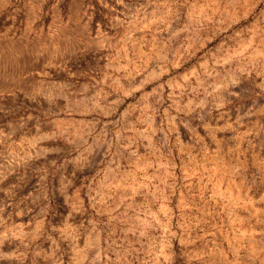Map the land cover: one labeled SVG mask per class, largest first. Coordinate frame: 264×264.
Listing matches in <instances>:
<instances>
[{
  "label": "rangeland",
  "instance_id": "obj_1",
  "mask_svg": "<svg viewBox=\"0 0 264 264\" xmlns=\"http://www.w3.org/2000/svg\"><path fill=\"white\" fill-rule=\"evenodd\" d=\"M0 264H264V0H0Z\"/></svg>",
  "mask_w": 264,
  "mask_h": 264
}]
</instances>
